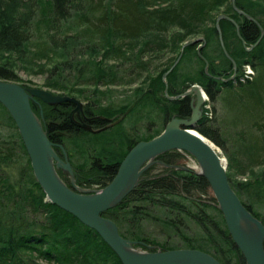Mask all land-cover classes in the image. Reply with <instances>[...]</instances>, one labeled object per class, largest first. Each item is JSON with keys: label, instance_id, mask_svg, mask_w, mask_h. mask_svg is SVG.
Returning <instances> with one entry per match:
<instances>
[{"label": "trees", "instance_id": "1", "mask_svg": "<svg viewBox=\"0 0 264 264\" xmlns=\"http://www.w3.org/2000/svg\"><path fill=\"white\" fill-rule=\"evenodd\" d=\"M236 6L264 29V0H236ZM222 14L240 27L241 37L231 21L220 22L226 50L237 64L239 76L234 79L233 63L216 28ZM196 37L202 41L184 48L165 82L164 75L182 48ZM260 37V26L236 12L232 0H0V81L29 88L18 75L23 67L47 76L46 87L87 102L80 100L82 108L73 116L74 103L38 100L40 104L32 101V108L57 154L70 162L76 185L102 189L136 144L158 137L174 117H191L190 97L170 100L166 88L174 97L193 84L201 85L211 104L222 102L225 112L222 118L214 108L210 118L203 107L196 129L225 151L226 139L237 136L249 162L229 155L230 184L264 224L257 210L264 204V170L257 173L252 166L262 162L264 153V37L247 49ZM156 51L177 57L167 69L153 74L145 57ZM245 65L255 72L252 80H241ZM247 134L249 146L244 142ZM184 159L180 151L158 156L138 186L103 216L113 220L136 249L191 248L206 251L222 264H247L216 199L211 197L208 203L196 197L197 192L211 194L210 185L181 166ZM158 167L162 172L154 174ZM247 169H252L251 179L235 181L234 174L243 175ZM58 174L73 187L67 172L58 169ZM244 192L250 202L243 199ZM154 213L182 236L183 247L146 236L144 221L156 220ZM175 213L193 221L200 234L183 236L181 215ZM0 264H123L95 230L46 200L19 129L1 103Z\"/></svg>", "mask_w": 264, "mask_h": 264}, {"label": "water", "instance_id": "2", "mask_svg": "<svg viewBox=\"0 0 264 264\" xmlns=\"http://www.w3.org/2000/svg\"><path fill=\"white\" fill-rule=\"evenodd\" d=\"M232 7L236 12L255 21L261 28V37L253 45L256 47L264 37V29L259 22L236 6L232 0ZM231 21L241 37L238 23L230 16L222 14L216 20V28L225 55L232 61L234 74L237 73V64L229 55L224 45L220 22ZM202 40V39H201ZM186 43L174 66L180 62L184 48L195 45L200 41ZM245 44V43H244ZM202 45L198 48V53ZM205 72L208 74V62ZM166 96L170 100H180L191 97L192 114L190 118L174 117L158 137L150 141H141L136 144L122 161L116 176L108 186L100 192L88 193L78 187L74 180V170L67 158L62 159L55 151V145L47 136L41 122L33 111L32 101L38 100L46 104L74 103L79 112L82 103L75 97L55 94L41 88H26L14 82L0 81V103L8 110L14 119L28 155L31 160L34 175L46 194L47 201L75 216L87 227L95 230L102 239L113 249L123 264H222L211 254L197 249H172L167 251L141 252L134 247V243L124 238L118 225L103 213L118 205L139 184L144 172L152 166L153 161L160 155L180 151L186 152L196 159L202 172L197 174L206 178L211 192L218 202L229 233L236 246L242 252L247 264H264V224L255 217L240 200L230 184L227 173V161L220 147L211 139L201 134L196 125L202 117V106L205 99L200 85H191L183 94ZM62 169L72 177L73 187H69L58 174Z\"/></svg>", "mask_w": 264, "mask_h": 264}, {"label": "rangeland", "instance_id": "3", "mask_svg": "<svg viewBox=\"0 0 264 264\" xmlns=\"http://www.w3.org/2000/svg\"><path fill=\"white\" fill-rule=\"evenodd\" d=\"M223 11H225V9L221 10V12H223ZM198 39L201 40V37L191 38L187 42H191V41L198 40ZM86 49L87 48H83L82 51H85ZM181 52H182V50H181ZM176 57H177V54H173V53L165 52V51L164 52H157L156 51V52H149L148 54H146L145 60H147L148 63L150 64L149 71L151 73L155 74V73H159L160 71H163V70L167 69L169 66H171L173 60ZM85 59L88 60V55L85 56ZM18 75L20 76L23 84H26L27 87H29V88L46 89L48 91L54 92L55 94L62 95L58 91L52 90V89L46 87L45 82H46V77L47 76H45V75L30 73L27 69H25L23 67L19 68ZM147 76H148V73H146L145 77H147ZM238 76L239 75H237V74H233L231 76V79H234V78H236ZM143 80H144V78H143ZM18 84H20V83H18ZM137 85H139V84H137ZM196 85H199V84H196ZM201 89H203L202 86H201ZM207 97H208V95H207ZM206 99H205V103L203 105L205 110H206L205 106L208 105L206 103ZM208 99H209V97H208ZM80 100L83 102V104L87 103L86 101H84L82 99H80ZM209 104H210V107H211V111H213V109L216 108V110L218 112V115L220 117H222V118L224 117L223 115H224L225 111L223 110V106L224 105H223L222 102H219L217 104L216 103L215 104H211L210 99H209ZM206 113H207V110L205 111V114ZM241 129H244V127L236 129V133L238 131H240ZM256 134L258 136H260V134L258 132ZM245 137H246V139H244L245 140L244 142H247L246 146H249V145H247V144H249V142H248L249 141L248 140L249 135L247 134V136H245ZM237 139H238L237 136L235 134H232L230 137H228L226 139L227 147H228L227 151H225L222 148H220L223 156L225 157V159L227 161V173H228V167H229V164H230L229 155L230 156L233 155L234 157L235 156L238 157V159L236 158V161L239 160L242 163H246V164H248V162H249L247 160V157H246V152H247L246 149H243V146H241V144L240 145L237 144ZM258 159H260V158H258ZM260 160H262V162L260 164L252 165L254 167L253 170L256 171L257 173H260L262 170H264V153H263V157ZM155 163H156V160H154L151 165H155ZM188 163H190V169L193 172H197V169H196L197 165H194L192 163V161H189L187 158L182 160L180 162V165L184 166V167H188V165H187ZM235 168L238 169L237 167H235ZM161 170H162V168L158 167L157 169H155V171L153 173L154 174L160 173V172H162ZM235 170L232 171V172L236 173ZM251 170L252 169H247L245 171L246 173L243 174V175L234 174L235 175V181H237V182H247L248 180H250L251 179V173H250ZM94 187L98 188L96 186H93L91 188H94ZM242 197H243V199L245 201L250 202V198L245 192L243 193ZM258 206H257V210L264 217V204H261V205H258ZM210 210H211V212L213 214L217 215V213L213 209H210ZM175 214L176 215H181V214H177V213H175ZM152 215H153V219H154V216H156L157 219L156 220H151L149 222L144 221V231H145L144 233H146L147 237L150 236L151 237V238L149 237L150 239H155V241L157 243H159V244H164L168 240V241H170L168 246L183 247L185 245L186 241L181 239L182 236H176V234L173 232V230L169 229L167 227V225L164 223L165 219H163L161 216L157 215L156 213H154ZM180 219H181V221H183L182 225H180V229H183V231H185V233H186V234H182L183 236H187L188 238H191L195 234H200V228L193 221H190L187 218L185 219V217H183L182 215L180 216ZM182 219H184V220H182ZM142 233H143V231L141 230L140 234H142ZM138 250L141 251V252H144V251L146 252V250H141V249H138Z\"/></svg>", "mask_w": 264, "mask_h": 264}, {"label": "built area", "instance_id": "4", "mask_svg": "<svg viewBox=\"0 0 264 264\" xmlns=\"http://www.w3.org/2000/svg\"><path fill=\"white\" fill-rule=\"evenodd\" d=\"M255 76V72L253 70V68L251 67V65H245L244 66V71H243V77L241 78L242 81H245L246 79H249V80H252L253 77ZM206 103L208 105L205 106L206 110H207V113L206 115H208L210 118L212 117V111H211V107H210V104H209V99L207 97L206 99ZM190 158V160H192L194 162V160H196L195 158L191 157V156H188ZM194 159V160H193ZM197 167H198V163L196 164ZM98 187V186H96ZM95 188V187H94ZM84 190V189H83ZM198 194L196 195V197H200L202 198L204 201L210 203V199L212 197V193L207 195V194H202V193H199L197 192Z\"/></svg>", "mask_w": 264, "mask_h": 264}, {"label": "bare ground", "instance_id": "5", "mask_svg": "<svg viewBox=\"0 0 264 264\" xmlns=\"http://www.w3.org/2000/svg\"><path fill=\"white\" fill-rule=\"evenodd\" d=\"M202 93H203V96H204V99H206L207 98V94H206V92H205V90H203L202 89ZM34 109V108H33ZM36 113V112H35ZM184 118V117H183ZM67 152V151H66ZM184 155H185V157L189 160V161H192V160H190V158L188 157V156H190L188 153H186V152H182ZM68 154V153H67ZM29 156V155H28ZM192 157V156H191ZM194 160V159H193ZM192 163L194 164V165H196L198 162L196 161V160H194V162L192 161ZM32 165V164H31ZM188 165V167H186L185 169H188V170H191L190 169V163H188L187 164ZM196 169H197V172H202V169L200 168V166L198 165V167H196ZM183 171V170H182ZM185 174H187V173H185ZM183 175V174H182ZM69 183V182H68ZM70 185V184H69ZM68 185V186H69ZM86 187V186H85ZM84 189V191H86V192H88V193H95V192H100L101 190H102V188H100V187H98V188H91V187H86V188H83ZM240 198V197H239ZM46 200H47V198H46ZM216 201V200H215ZM217 202V201H216ZM215 208V207H214ZM254 215V214H253ZM224 217V216H223ZM225 220V219H224ZM135 242V241H134ZM210 248V247H209ZM191 249V248H190ZM166 250V249H165ZM198 250V249H197ZM207 250V249H206ZM207 251H209V250H207ZM206 252V251H205Z\"/></svg>", "mask_w": 264, "mask_h": 264}, {"label": "flooded vegetation", "instance_id": "6", "mask_svg": "<svg viewBox=\"0 0 264 264\" xmlns=\"http://www.w3.org/2000/svg\"><path fill=\"white\" fill-rule=\"evenodd\" d=\"M234 20V19H233ZM203 107V106H202ZM190 108H191V111H192V99L190 97ZM203 113V112H202ZM192 114V113H191Z\"/></svg>", "mask_w": 264, "mask_h": 264}]
</instances>
